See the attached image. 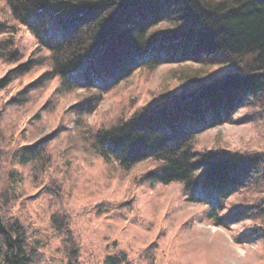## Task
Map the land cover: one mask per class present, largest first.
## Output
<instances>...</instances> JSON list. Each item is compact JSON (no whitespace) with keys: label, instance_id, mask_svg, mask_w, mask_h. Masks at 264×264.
I'll return each mask as SVG.
<instances>
[{"label":"trees","instance_id":"16d2710c","mask_svg":"<svg viewBox=\"0 0 264 264\" xmlns=\"http://www.w3.org/2000/svg\"><path fill=\"white\" fill-rule=\"evenodd\" d=\"M2 3L0 62L12 68L0 79V89L45 68L9 99L8 106L27 104L33 92L56 81L60 94L77 89L92 92L72 108L82 120L97 110L104 94L136 71L191 61L237 66L226 75L188 80L184 91L161 94L140 107L132 97L120 115L113 114L111 123L88 126L86 136L97 155L123 169L151 162L139 176L141 182L182 183L186 199L208 206V218L215 225L231 228L242 221H255L249 233L237 237L244 243L264 240V196L226 211L227 200L234 194L249 189L264 191V141L257 139L237 151H200L194 147L196 135L224 123L264 124V0ZM24 28L37 44L30 53L19 45L18 34ZM43 49L48 54L41 56ZM245 106L256 107V111L236 119L237 110ZM3 113L0 109V123ZM13 142L9 138L8 144ZM48 142L42 139L19 145L9 154L3 151L0 135V159L37 165L38 171L44 172L51 164V159L43 160ZM19 181L14 170L0 181V264H53L45 255L47 237L31 235L29 225L15 213L19 197L14 186ZM49 194L52 206L55 202L57 211L52 220L62 236L67 264H79L81 245L74 217L62 204L57 208L54 200L67 201L64 191L55 184ZM117 258L131 263L125 251L108 257L107 263L113 264Z\"/></svg>","mask_w":264,"mask_h":264},{"label":"rangeland","instance_id":"374dc122","mask_svg":"<svg viewBox=\"0 0 264 264\" xmlns=\"http://www.w3.org/2000/svg\"><path fill=\"white\" fill-rule=\"evenodd\" d=\"M18 37L25 53L35 50L36 41L25 28ZM40 53L48 54L45 49ZM11 68L0 62V79ZM235 68L232 63L205 65L191 61L136 71L104 94L97 110L82 120L72 108L92 92L77 89L60 94L56 92V81L33 92L27 104L8 106L9 99L45 71L43 67L0 89L4 153H12L19 145L49 141L43 160L51 159V164L44 172L38 171L37 165L23 166L0 159V181L11 170L18 172L15 213L29 225L30 234L47 237L45 255L53 264L68 261L62 236L52 220L57 210L55 202L52 206L49 188L55 184L62 187L67 199H54L57 208L62 204L74 217L75 235L81 245L79 264H109L107 258L117 257L122 251L131 259L130 264H264V240L244 243L243 238H237L249 233L255 221H242L231 228L215 225L208 218V206L186 199L182 183L141 182L138 178L152 166L151 162L123 169L115 161L107 162L97 155L86 136L88 126L111 123L113 114L120 115L132 97L140 107L161 94L184 91L188 80H208ZM254 111L256 107L245 106L234 117H247ZM9 138L14 139L10 145ZM257 139L264 141L261 121L224 123L196 135L194 147L200 151H237ZM263 196L264 191L256 189L236 193L227 200L226 211L258 202ZM113 264L124 262L117 258Z\"/></svg>","mask_w":264,"mask_h":264}]
</instances>
